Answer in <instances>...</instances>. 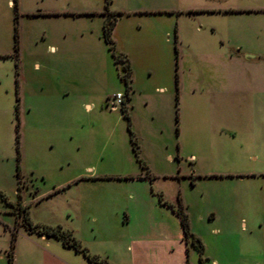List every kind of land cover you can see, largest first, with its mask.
I'll list each match as a JSON object with an SVG mask.
<instances>
[{
    "label": "rangeland",
    "instance_id": "obj_1",
    "mask_svg": "<svg viewBox=\"0 0 264 264\" xmlns=\"http://www.w3.org/2000/svg\"><path fill=\"white\" fill-rule=\"evenodd\" d=\"M7 1L0 0V210L18 199V191L25 193L27 185L45 192L74 178L138 171L131 132L151 174L173 175L155 183L163 196L175 199L181 193L192 204L186 213L206 238L209 262H200L195 254L189 264H264V15L231 13L262 9L264 0H108V6L106 0H18L16 17ZM149 12L163 15L144 17ZM101 13L122 14L117 32L128 44L136 91L129 131L121 113L107 106L109 97L126 91L120 80L125 64L98 40ZM14 18L18 56L13 50ZM152 25L155 46L147 48ZM175 25L185 40L179 47L173 44ZM219 42L225 47L249 45L256 56L246 60L243 70L229 66L228 90L218 83L213 92L211 77L222 82L228 75L224 57L211 64V55L225 51ZM177 73L182 84L178 104L168 100V93L155 92L163 86L175 90ZM248 173L253 177L225 178ZM116 188L102 191L119 195L117 201L102 204L107 219L115 223L123 220V214L114 213L115 204L124 205L127 193L125 185ZM69 192L60 191L32 208V222L52 226L54 217L62 225L77 224L67 220ZM75 199L71 209L80 210L79 236L88 253H108L113 263L124 264L121 257L114 260L121 248L97 243L90 231L94 224ZM9 240L0 239V264H8ZM38 240L17 237L13 264H60ZM68 252L63 264H89Z\"/></svg>",
    "mask_w": 264,
    "mask_h": 264
},
{
    "label": "crops",
    "instance_id": "obj_2",
    "mask_svg": "<svg viewBox=\"0 0 264 264\" xmlns=\"http://www.w3.org/2000/svg\"><path fill=\"white\" fill-rule=\"evenodd\" d=\"M8 5H13L12 8L15 12V17L18 13L19 2L17 0V9H14V1L8 0ZM208 12V13H207ZM204 12L201 11L200 14H209V11ZM232 14H260L264 15V8L262 9H244V10H236L231 12ZM113 14V13H111ZM105 15L103 13L100 14V32L98 31V40L101 41L103 39V25L105 20H115L113 30L111 32V40L113 42L114 53L116 52L119 54V58L123 59L124 66L128 65L130 75L127 78L126 83L121 79V82L126 87L125 95V110L124 112H120L122 119L127 122L128 131L131 126V112L133 110L132 106V97H134L136 91L132 87V62H131V55L128 50V44L125 45V38L118 34L117 27H118V18L122 16V14L117 15ZM144 17H156L157 15H163L162 13L156 12H149L148 14H143ZM15 18H14V34H15ZM17 29V28H16ZM196 33L197 32V29ZM151 31V32H150ZM155 27L152 25L151 29L147 31L146 35V45L147 48H151L155 46L154 35ZM151 33V34H150ZM153 33V34H152ZM183 32L175 25L173 37H174V46L179 47L183 44L184 37ZM102 34V38L100 35ZM109 53L111 50L109 46L105 43ZM137 42V41H135ZM131 43L134 41L131 40ZM170 44V43H169ZM18 46H19V37H18ZM144 47V46H143ZM220 50L225 49V51L220 55H211V64H219V57H224L228 63L226 66V73L225 77H222V82L218 81V77H211L209 80V89L210 91L219 88L218 83H222V89L228 88L224 85H229V77H230V68L229 66H233V70H240L246 67V60L252 59L255 57L256 53L254 52L253 48L249 45H225L219 42ZM54 49V47H51ZM13 50H14V35H13ZM19 53V48H18ZM18 56V54H17ZM111 56L113 57L112 53ZM114 58V57H113ZM130 60H129V59ZM225 66V65H224ZM222 66V67H224ZM221 67V66H218ZM177 79V84H176ZM175 90L173 88L163 87H156L155 92L159 90L162 93H168V100L175 99L176 104H178L179 95H180V85L182 87L181 81H179L178 73L175 75ZM214 83V84H213ZM121 93V92H117ZM214 95V94H213ZM148 104V103H147ZM177 106V105H175ZM89 107V106H88ZM178 111V108L176 109ZM175 110V115H176ZM117 112V111H115ZM178 113V112H177ZM128 119H127V118ZM176 124V121H175ZM176 133L179 134L178 125L176 124ZM130 135V143L132 146L131 136L133 140L135 139L134 134L129 132ZM135 141V140H134ZM136 145L137 142L135 141ZM168 149V148H165ZM133 150V146H132ZM134 152V151H133ZM138 159L136 158V162L138 164V171L134 170L131 173L124 174V175H112V174H105L103 176H95L93 178H78V179H71L64 183L63 186H56L54 189L47 190L45 192H39L38 190H30V186H26L25 193L18 191V199L8 205V207L0 210V239L5 241L6 239H10L9 243H11L12 236L15 235V241L17 237H21L23 235L32 238L35 237L39 239L38 241L42 243L46 248L49 249V255L52 258V261L55 260L57 263L63 264V262H68L69 260V253L68 251H73L75 255H81L85 260H87L81 253L75 252L72 248L64 247L60 240L56 239L52 236H46L45 234H38L36 232H31L27 229L24 225V216L28 217V220L34 224L30 218V210L34 207H38L42 202L47 201L53 195L58 194L60 191L62 192H69L71 189H76L77 192L72 195L71 202L68 204V213H67V220L72 222L73 220L77 221V224L69 223V225H62L58 218H52V226L47 227H61L62 230L69 232L81 245L83 244L86 246V243L83 242V239L79 236V223L80 220V210H74L72 213V203L77 198V202H81L85 212L82 214L86 215L88 218V223L91 222L92 227L90 231L96 234V241L103 248H121V253L116 254L115 259L122 260L121 263L124 264H170L172 261L177 262L178 264H189L190 258L193 255L199 256V261L201 262L203 258L207 262L208 259V245L206 242V238L202 235L199 231H197L191 219L189 220V216L186 211L192 207V204L187 203L182 197L179 196L175 199L169 198L166 199L163 194L160 192L161 188L159 185H155V183H159L160 179L167 180L171 179L173 175L168 173H156L154 172L151 174L149 169H152L148 164L147 158L143 155V151L139 150L137 147ZM180 153V151L178 152ZM140 154L142 159L140 158ZM167 158L171 161L172 157L167 155ZM190 158H193L191 156ZM179 169L177 171L178 176L181 173L182 161L178 163ZM149 168V169H148ZM191 175L195 177V171H190ZM148 173V174H147ZM197 175V174H196ZM175 176V177H176ZM209 179V173L205 175ZM253 177V173H248L245 175H234V174H227L225 178L227 179H245ZM200 180V179H198ZM125 185V204L118 205L115 204L117 207L114 208V213L120 212L123 214V220L120 222H114L112 219H107V209L103 210L102 204L103 202L109 203L114 202L119 199V195L114 193H103L104 189H109L112 191H117L116 185ZM90 190L92 193H86L84 190ZM159 195H161V199H159ZM76 196V197H75ZM180 203V204H179ZM174 207H178L179 205L182 206V210L184 214L187 216L189 221V229L191 234L200 241L202 245V251H199L197 242H192V238H186L180 223V218L175 211L169 205ZM108 207V205H107ZM6 209V210H5ZM186 209V210H185ZM155 214V215H154ZM160 214L161 217H156V215ZM5 216H13L14 221L12 223L8 222ZM209 217V211L207 215ZM82 218V217H81ZM117 223L119 225L117 226ZM15 224V227L12 225ZM63 227H62V226ZM37 226H44V225H37ZM14 228V229H13ZM12 231L14 233H12ZM15 241H14V248H15ZM88 242H91L88 241ZM82 245V246H83ZM83 246V247H84ZM10 247V245H9ZM8 252V251H7ZM14 254V251H13ZM94 256H97L101 259H105L107 262L114 261L110 258L107 254H102L100 252H93ZM124 258V259H123ZM119 260V262H120ZM14 261V258H13ZM88 261V260H87ZM54 262V261H53ZM89 264H92L88 261ZM211 264H217L216 261H213Z\"/></svg>",
    "mask_w": 264,
    "mask_h": 264
},
{
    "label": "trees",
    "instance_id": "obj_3",
    "mask_svg": "<svg viewBox=\"0 0 264 264\" xmlns=\"http://www.w3.org/2000/svg\"><path fill=\"white\" fill-rule=\"evenodd\" d=\"M13 1H14V9L16 10L17 9V0H13ZM108 4H109V2H108V0H106V6H108ZM114 22H115V20H110V19L105 20L104 25H103V39H104L105 43L109 46V49L111 50V53H112L113 57L115 59H117V57L115 56V53H114L113 42L111 40V32L113 30ZM18 48H19V46H18V35H17V29L15 28L14 53H15L16 56L18 54ZM123 72H124V74H123V76H121V79L126 83L127 78L130 75V71H129L128 65L124 66ZM176 84H177V79H176ZM175 121H176V124L178 125V113H177V110H176V115H175ZM131 141H132V146H133V151L135 153V156L137 157V160L140 162V160L138 159L136 143L133 140L132 136H131ZM17 145H18V142H17ZM19 161H20V159H19V154H18L17 155V162L19 163ZM19 174H20L19 169H17V177L19 176ZM159 199H161V195H159ZM169 207H171L173 209V211H175L177 213V215L179 216L181 227H182V230H183V233H184L185 237L187 239L188 238H192V242L193 243L197 242L199 251L201 252L202 251V245H201L200 241L198 239H196L191 234L190 229H189L188 218L182 212L181 206H178L177 208H175L174 206L169 205ZM23 223L27 227V229L29 231H31V232H36L38 234H45L46 236L55 237L56 239L61 241V243H62V245L64 247L72 248L75 252L81 253L92 264H109L105 259H101V258H99L97 256L90 255L88 253L87 249L85 247H83L69 232H67L65 230H62V228L59 227V226H57V227H47V226L33 225L28 220L27 216H24ZM14 241H15V235L12 236L10 248L8 250V264H13Z\"/></svg>",
    "mask_w": 264,
    "mask_h": 264
},
{
    "label": "built area",
    "instance_id": "obj_4",
    "mask_svg": "<svg viewBox=\"0 0 264 264\" xmlns=\"http://www.w3.org/2000/svg\"><path fill=\"white\" fill-rule=\"evenodd\" d=\"M125 95L123 93H115L107 99V106L110 111L123 112L125 110Z\"/></svg>",
    "mask_w": 264,
    "mask_h": 264
}]
</instances>
